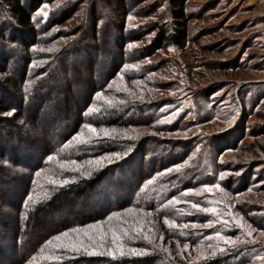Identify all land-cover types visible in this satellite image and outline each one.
I'll list each match as a JSON object with an SVG mask.
<instances>
[{"label":"rangeland","instance_id":"obj_1","mask_svg":"<svg viewBox=\"0 0 264 264\" xmlns=\"http://www.w3.org/2000/svg\"><path fill=\"white\" fill-rule=\"evenodd\" d=\"M182 1L184 37L173 42L166 39L174 26L171 0H22L31 7L32 31L16 28L0 0L6 75L18 80L23 65L30 73L49 58L60 67L47 81L51 97L44 101L29 102L0 80L6 106L0 109V148L10 147V135L24 136L15 164L8 162L13 158L7 149L0 151L4 178L29 173L46 148L54 149L51 141H59L53 159L36 174L35 195L50 192L121 152L122 143L136 142L113 178L103 181L117 196L110 203L114 212L63 236L57 230L81 215L102 214L106 203L84 193L49 208L32 231H24L21 253L38 242L61 257L105 255L128 259L127 264H264V0ZM66 85L68 116L52 107ZM29 105L37 111L31 113ZM107 105L144 122L123 126L89 116ZM45 117L52 118L50 126ZM89 124L95 132L85 127ZM71 144L93 153L70 159L67 154L79 153ZM64 169L71 175L65 177ZM139 184L142 191L131 203L121 201ZM14 185L5 183L9 190ZM10 202L0 196L3 222L14 215ZM77 239L89 244L79 249ZM9 251L6 246L0 256ZM99 261L78 264H108Z\"/></svg>","mask_w":264,"mask_h":264},{"label":"trees","instance_id":"obj_2","mask_svg":"<svg viewBox=\"0 0 264 264\" xmlns=\"http://www.w3.org/2000/svg\"><path fill=\"white\" fill-rule=\"evenodd\" d=\"M171 1H173L172 3L175 6L172 10L173 11V17H174V26L172 28L173 31H171L170 36H167L166 39L168 41H170V39H171L173 42H177L182 37H184L183 35L185 32V27H184L185 21L181 20L182 18H184V15H185L184 14V8H183L184 4H183L182 0H171ZM2 2H4V6H7L8 12L11 14L10 16L16 22V25L18 26L16 28H22L23 27V28L29 29V31H32L34 21H33V19H31V12L32 11H31L30 6L25 5L22 2V0H2ZM5 38H6V35L3 32V30L0 28V41L3 42L5 40H7ZM21 42L23 44V42H26V41L21 40ZM114 43H115V41H114ZM71 46L72 45H70V47ZM70 49H71V51L75 50L74 47H72ZM23 50H24V52H26V48H24ZM62 52L63 51H60V54ZM30 58H32V57H30ZM47 58H49V57L47 56V57H44L43 59H47ZM23 59H25V58H23ZM36 59H38V58H36ZM6 61L4 60L3 57H2V60L0 58V80L3 81V83L17 88L20 91V93L23 95V99L26 97V100L29 102H31V101L34 102L35 100L44 101V99L45 100L50 99L51 94L48 92L47 89H51V85H49L47 81L54 79L56 77V74H57V69L58 68L60 69V67L58 65H56V63H54V61H52L49 58V60L44 62L42 65H38V67L31 70L30 73H28V71L26 69V65H23V66L21 65L22 68H20V74H19L20 78L18 80H14L11 76L9 77L8 76L9 74L6 75V73H7V71L5 69V64L7 63ZM60 61H61V58H60ZM10 64H11L12 68L15 67L14 62H11ZM58 64H59V62H58ZM51 67H53V69ZM75 68L76 67H75L74 63H72V69H75ZM119 70H120V68H119ZM119 70H117V72H119ZM4 74L6 76H4ZM45 88H46V90L44 91ZM67 88H69V87H67V85H66L64 93H62V96H61L62 97L61 101L52 106L58 111H63L66 116H68L67 113L69 111V107H67V103H65V100H67V98H69V95H70L69 93H71V89H67ZM88 102H90V101H88ZM88 102H87V104H88ZM41 104H43V103H41ZM94 104H95V101H94ZM126 104H129V103H126ZM97 105L102 107L101 104H97ZM114 105L113 106H108V105L104 106L102 108L103 111H95L94 113L91 112L89 114V116H92L93 118H96L99 121H100V119L105 118V119L110 120L108 123L122 124L123 126H125L126 124L131 125L132 121L144 122L143 119L142 120L141 119L136 120V119H134L133 115L125 112L124 110L118 109L120 104L116 105V106H118V108L115 107ZM5 108H6V106L5 105L3 106L2 102L0 101V109L3 110ZM12 109H13V107H12ZM32 109H35V111H37L38 107L36 108L35 106L33 107V106L29 105V110L31 111V113L33 111ZM138 110H139V112H143V110L140 108H138ZM13 114L14 115L11 117L12 119H16L20 115V113H17V112L13 113ZM144 119H145V117H144ZM51 122H53V121H52V118L50 119V117H45L43 119V123H45L48 126L51 125ZM66 132L70 133V131H67V130H66ZM9 135H10V133H9ZM23 137H24L23 135H17L16 137H11V135H10V141L8 142V145H10V147H7V148L1 147L0 148V151H2L3 153H4L5 149H7L6 151H8L12 154L10 157L13 158V160L8 161L11 164H15V162H17L19 160L16 157L14 158L13 155H15V153H16L15 150L18 151L19 148L22 146L21 143H22V140H24V139H22ZM68 139H69V137H68ZM10 142L12 143V145L10 144ZM24 142L26 143V141H24ZM51 142H53V144H55L54 149L52 147H51V149H49V147L46 148V150L43 151L42 156H40L42 158H40V161L38 160V163H37L38 165H35L32 168H30L29 173H26L23 176L18 171V174H13L9 178H4V176L0 173V186L3 185L1 187V190H0V196L5 197L8 202H10V200H11V202H10L11 205L16 206V208L14 209V213H13L14 215L13 216H11V215L5 216V219H6L5 222L0 220V227L2 228V230H4V231L1 230L4 233V235H3V233H0V252L3 251L6 246L10 250L9 252H6L5 254H3V256H0V260L7 257L8 262L5 264H78V262H82V261H85V262L96 261V262H98L99 260H100L99 262L105 261V262H108V264H127L129 262L128 259L118 258V259L112 260V258H108L105 255H97L96 257L95 256L89 257V256H85V255H81V254L77 253L74 256L66 255L65 257H61L59 254V251L50 250V248L48 250H46V249L43 250V248H46V247L43 246V244L38 245V242L30 243V246H28L29 248H28L27 252L21 253L19 248H20V246H22V245H20L22 243V240H20V239H21L22 235L24 234V231L27 229L32 231V229L36 227L37 223L38 224L40 223V217L39 216L42 214L43 215L46 214L47 210L49 208H54V207H57L59 205L63 206L68 201L69 202L70 201L75 202L76 199H78L84 193L94 195L96 197V199H99V201L106 203L107 207H106V209H103L102 214L101 213L99 215H87L86 214V216L81 215V217H77V219L80 218V219H78L80 221L72 222L68 225L67 228L57 230V231L62 230L61 232H64V231L69 232L66 230H74L77 232V230H79V229L82 230L83 228H86L88 223H92L95 221L97 222V220L104 218L105 216L110 215L112 212H114L113 207L110 206V203H112L116 199L115 198L116 195H113V196L111 195L110 192H112L113 189H106L105 185L103 184V181L105 180V178H108V177H110V179L113 178V175L116 173L118 167H120V164H121L120 162H122V163L125 162V158H126L125 156L131 151V148L135 145L134 143H136V142H133L131 140L127 141L126 143H122L124 145L118 147L119 148L118 150L121 151V152H117L118 155H116L117 153L115 151L114 156L108 157L100 163H96L94 165V167L90 171H88V173H86V175L79 176L77 179H75L74 183L73 182H71L69 184L64 183L62 186H60L61 185L60 184V185H56L55 187L52 186V189L50 192L44 191L43 193L39 192V194L37 193V195H35L36 191H37V187L40 185V182H38L40 180L38 179V176L36 175L37 169L38 168L40 169L42 166H44V163H45V161H47L48 156L57 152V151H55L56 147L61 146V143L59 141L58 142L51 141ZM48 144L50 145V143H47V145ZM71 145H72L71 148H73V149L77 148V146L75 144H71ZM87 148H79L78 147L77 152H79V153L73 152V153L67 154V156L70 157V159L76 158V157H77L76 159H78L82 155H84L86 157L91 156V153H93V152L88 151L89 149H87ZM94 148L101 150V148H103V147H102V145H97ZM105 148H111V147H110V145L107 144V147H105ZM73 149H72V151H74ZM136 149H138V146L136 147ZM101 151L103 152V150H101ZM104 151H106L108 153L112 152L111 149H107ZM3 157H4V155H3ZM121 157H123V158L121 159ZM3 160L7 161L8 159L3 158ZM11 164H10V166H12ZM3 165L4 164H2L0 162V168L4 167ZM14 170L17 171L18 169H14ZM0 171H1V169H0ZM64 171H66L65 177L66 176L68 177V173L69 174L72 173L70 170L64 169ZM62 176H64V175H62ZM176 176H178V175H176ZM56 177L59 180L61 178L59 176H56ZM5 183L8 184V187H9V185H12V184H15V185L13 187H11V189L9 190L7 188V186H5ZM46 183L48 185L51 184V182H49V181H47ZM141 184H139V190L137 189V191L133 192L132 190H128V192H127L128 195L126 197H120L121 201L126 202L125 204H129V202L131 203L130 200L132 198L136 197L142 191V189L140 188V186H142ZM164 191H166V188H163L161 190V192H164ZM71 196H72V198H71ZM112 197H114V198H112ZM129 197H130V199H129ZM74 212L76 213V211H74ZM77 215H80V214H77ZM83 237H86V236H83ZM77 241L81 242V247L79 249L86 248V247L82 246L83 244L86 246H87L86 243L89 244V242L85 241V240L77 239ZM73 248L70 251H73ZM7 254H9L8 255L9 258H8V256H5ZM38 254H40V255L44 254V255L41 257H38V261H34V260H36L35 258H36V256H38ZM79 255H81V256H79ZM0 264H2V263H0Z\"/></svg>","mask_w":264,"mask_h":264},{"label":"snow or ice","instance_id":"obj_3","mask_svg":"<svg viewBox=\"0 0 264 264\" xmlns=\"http://www.w3.org/2000/svg\"><path fill=\"white\" fill-rule=\"evenodd\" d=\"M45 7H47V5H45ZM43 15L45 16V17H47L48 16V12L47 11H44L43 12ZM110 87H111V85H109ZM11 113H9V115H10ZM85 127H87V128H89L91 131H93V132H95V129L94 128H92V126L89 124V125H86ZM118 155V154H117ZM48 159L49 160H52L53 159V157L52 156H49L48 157ZM82 174H85L86 175V173H82ZM37 175H39V173H37ZM204 187L205 188H209V186L208 185H204ZM216 187H219L218 185H216ZM188 192H192V191H194V189H188L187 190ZM173 199H175V197L173 198ZM172 203V201H169V204H171ZM193 207L194 208H200V206L198 205V204H193ZM201 211H203V212H215L216 210L213 208V209H209V208H203V209H201ZM165 223L166 224H168V220L167 219H165ZM170 227H172V226H174V224H170L169 225ZM63 236H67L68 235V233H63L62 234ZM219 235V234H218ZM56 239L58 240V239H60V237L59 236H57L56 237Z\"/></svg>","mask_w":264,"mask_h":264}]
</instances>
